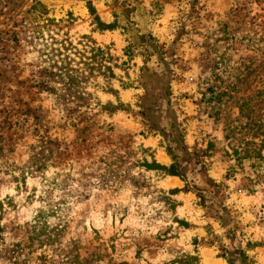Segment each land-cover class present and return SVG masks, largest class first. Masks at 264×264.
Here are the masks:
<instances>
[{
    "label": "rangeland",
    "instance_id": "374dc122",
    "mask_svg": "<svg viewBox=\"0 0 264 264\" xmlns=\"http://www.w3.org/2000/svg\"><path fill=\"white\" fill-rule=\"evenodd\" d=\"M37 2L57 37L117 58L121 110L102 76L81 100L52 73ZM170 153L186 181L145 167ZM235 250L264 264V0H0V264H241Z\"/></svg>",
    "mask_w": 264,
    "mask_h": 264
},
{
    "label": "trees",
    "instance_id": "16d2710c",
    "mask_svg": "<svg viewBox=\"0 0 264 264\" xmlns=\"http://www.w3.org/2000/svg\"><path fill=\"white\" fill-rule=\"evenodd\" d=\"M37 7L41 8L38 9ZM32 10L38 12V16H43L42 25L38 26L34 30L36 37L45 41V45L48 47L43 48V55L45 56L46 61L55 69L52 71L53 74L58 72L65 80V85L69 88H73L78 91L79 97L81 100H86L92 97V92L88 90L89 87H99L100 83L96 81L97 77L102 76L105 85L104 89H107L108 92L116 96V102L108 100L103 106L109 112H115L122 109L123 103L120 100V97L117 96V90L112 87L110 83L111 80L116 79V74L114 69L119 67L117 63V58L113 54L104 51L100 46H97L96 41L90 35H78L76 40L72 39V36L69 34V31H63L58 35L61 28L57 27L58 23L62 19L55 20L54 18H49L45 16L46 9L41 3H36L32 6ZM88 10L90 14H93L94 23H96L101 30L105 29H114L117 27V22L113 21L110 23H104L101 21L98 15L95 14L94 7L90 4L88 5ZM123 13H128L134 10L131 9H122ZM70 19L72 18L69 15ZM69 21V19L67 20ZM56 31V33H55ZM140 38H143L141 35ZM49 39V40H48ZM129 48L126 47L124 52L127 56H132V53L129 51ZM128 52V53H127ZM125 64V62H123ZM122 87H124L123 81H121ZM172 163L169 166H163L154 161L152 163H145V167L148 169H161L168 175L179 176L182 180L186 181V178L183 173L179 171L178 163L176 158L172 153ZM188 185L184 188V191L187 192ZM178 191V189H176ZM200 199L202 195L197 193ZM232 255V254H231ZM233 257L241 261V264H254L255 261L249 256L246 252L241 250H235ZM228 263H230L228 259ZM170 264H198L197 257H187L180 258L171 262Z\"/></svg>",
    "mask_w": 264,
    "mask_h": 264
}]
</instances>
